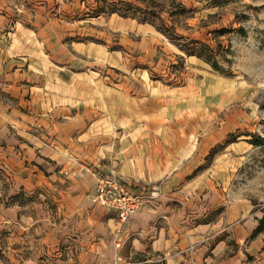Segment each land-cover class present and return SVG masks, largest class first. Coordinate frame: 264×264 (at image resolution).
Masks as SVG:
<instances>
[{
  "label": "crops",
  "instance_id": "crops-1",
  "mask_svg": "<svg viewBox=\"0 0 264 264\" xmlns=\"http://www.w3.org/2000/svg\"><path fill=\"white\" fill-rule=\"evenodd\" d=\"M29 16L25 24L0 15L12 26L0 46V264L198 261L191 240L203 224L192 214L216 190L196 174L214 147L184 109L197 85L180 84L183 69L140 80L135 68L128 77L122 55L103 59L112 68L106 76L80 71L82 42L68 33L76 22ZM113 73L120 78L109 80ZM99 176L161 190L123 223L91 200Z\"/></svg>",
  "mask_w": 264,
  "mask_h": 264
},
{
  "label": "rangeland",
  "instance_id": "rangeland-1",
  "mask_svg": "<svg viewBox=\"0 0 264 264\" xmlns=\"http://www.w3.org/2000/svg\"><path fill=\"white\" fill-rule=\"evenodd\" d=\"M123 1L161 11L167 25L187 40H199L205 53L212 51L222 73L202 59L181 60L179 47L153 25L108 13L110 4L124 10ZM35 10L76 22L68 33L82 42L74 64L80 71L106 76L112 68L103 59L112 55L119 61L122 55L127 60L121 73L128 77L135 68L140 80L143 74L168 78L170 70L183 69L187 75L180 84L202 88L190 91L184 109L192 128L200 124L208 148L214 147L195 173L213 181L216 192L192 214L193 223L203 224L191 240L200 258L181 264H264V233L253 236L264 208V0H0V15L25 24ZM11 27L0 23L1 47ZM119 78L113 73L109 80ZM116 262L125 264L119 255ZM163 262L160 256L157 264Z\"/></svg>",
  "mask_w": 264,
  "mask_h": 264
},
{
  "label": "trees",
  "instance_id": "trees-1",
  "mask_svg": "<svg viewBox=\"0 0 264 264\" xmlns=\"http://www.w3.org/2000/svg\"><path fill=\"white\" fill-rule=\"evenodd\" d=\"M220 2V0H214ZM122 5L125 9L117 8L115 4L109 5L108 13L114 14L118 13L122 17H132L137 19L140 23H149L153 25L158 31L163 33L171 42L176 44L181 51H183L188 56H197L198 58L209 63L213 69L222 73L219 65L211 57L212 51L205 53L206 50L204 45L199 40H187V38L180 34L175 25H167L162 18V12L155 9L154 7H142L137 6L132 2L123 1ZM101 13V12H99ZM214 150L211 151L207 160L211 158ZM262 217L258 218V226L256 227L253 236L256 237L261 233H264V208L262 209ZM166 264V262H163Z\"/></svg>",
  "mask_w": 264,
  "mask_h": 264
},
{
  "label": "built area",
  "instance_id": "built-area-1",
  "mask_svg": "<svg viewBox=\"0 0 264 264\" xmlns=\"http://www.w3.org/2000/svg\"><path fill=\"white\" fill-rule=\"evenodd\" d=\"M159 193L158 187H154L150 192L137 191L117 176H100L91 200L103 208L114 211L120 221L125 223L142 212L149 199Z\"/></svg>",
  "mask_w": 264,
  "mask_h": 264
}]
</instances>
